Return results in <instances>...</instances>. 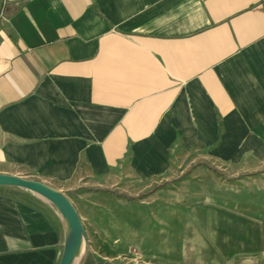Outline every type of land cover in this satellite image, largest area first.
Masks as SVG:
<instances>
[{
	"label": "crops",
	"instance_id": "0c3cea01",
	"mask_svg": "<svg viewBox=\"0 0 264 264\" xmlns=\"http://www.w3.org/2000/svg\"><path fill=\"white\" fill-rule=\"evenodd\" d=\"M183 157L264 163V0H0V172L66 193ZM64 238L0 186V264H59Z\"/></svg>",
	"mask_w": 264,
	"mask_h": 264
},
{
	"label": "rangeland",
	"instance_id": "374dc122",
	"mask_svg": "<svg viewBox=\"0 0 264 264\" xmlns=\"http://www.w3.org/2000/svg\"><path fill=\"white\" fill-rule=\"evenodd\" d=\"M66 193L102 263L264 264V163L175 158L159 177L112 171Z\"/></svg>",
	"mask_w": 264,
	"mask_h": 264
},
{
	"label": "water",
	"instance_id": "95a60500",
	"mask_svg": "<svg viewBox=\"0 0 264 264\" xmlns=\"http://www.w3.org/2000/svg\"><path fill=\"white\" fill-rule=\"evenodd\" d=\"M0 186L20 187L41 196L61 214L65 222V238L59 264H74V259L87 251L86 232L82 219L67 194L40 180L0 172ZM84 247V252H81Z\"/></svg>",
	"mask_w": 264,
	"mask_h": 264
},
{
	"label": "bare ground",
	"instance_id": "6f19581e",
	"mask_svg": "<svg viewBox=\"0 0 264 264\" xmlns=\"http://www.w3.org/2000/svg\"><path fill=\"white\" fill-rule=\"evenodd\" d=\"M81 252H84V247H83V249H82ZM82 255H83V253H81L80 255H78L77 257H75L74 264H80L81 263Z\"/></svg>",
	"mask_w": 264,
	"mask_h": 264
}]
</instances>
